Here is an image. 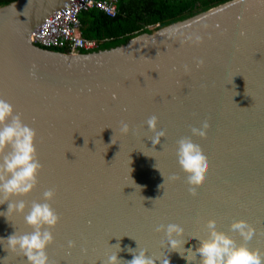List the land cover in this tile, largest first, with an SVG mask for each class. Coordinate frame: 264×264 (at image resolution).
<instances>
[{
    "label": "water",
    "instance_id": "obj_1",
    "mask_svg": "<svg viewBox=\"0 0 264 264\" xmlns=\"http://www.w3.org/2000/svg\"><path fill=\"white\" fill-rule=\"evenodd\" d=\"M65 1L0 5V98L36 130L43 165L37 186L11 197L27 207L0 216V238L31 232L24 215L53 188L49 203L60 220L51 229L48 264H103L117 243L123 260L132 259L127 246L144 249L155 264H199L196 237H207L209 218L237 243L243 241L230 221H248L256 234L247 244L264 258V0H227L120 45L74 55L28 37ZM197 35L199 44L189 39ZM152 115L157 131L166 132L155 146L146 124ZM205 119L206 138L192 136L190 126ZM184 136L209 162L195 196L177 163L176 141ZM172 174L179 178L170 180ZM169 223L184 229L174 236L181 241L175 249L155 231ZM0 264L27 262L5 240Z\"/></svg>",
    "mask_w": 264,
    "mask_h": 264
},
{
    "label": "clouds",
    "instance_id": "obj_2",
    "mask_svg": "<svg viewBox=\"0 0 264 264\" xmlns=\"http://www.w3.org/2000/svg\"><path fill=\"white\" fill-rule=\"evenodd\" d=\"M244 35L245 33L241 32V36ZM189 39L196 44L202 42V37L198 35L194 39L191 37ZM203 64L202 58L196 60L197 67H201ZM184 68L186 72L189 71L187 65ZM157 123L156 115H152L146 120L148 130L154 133L151 138L154 146L159 144L161 137L166 135L163 129L157 131ZM209 127L210 124L205 119L199 128L190 126V132L192 136L206 138ZM119 131L122 134H127L130 131L129 124L121 121ZM132 131L134 132V130ZM36 135V130L24 123L21 114L14 113L13 105L0 98V204L8 202L6 211L0 212V216L6 217V214L12 212L24 213L27 207L25 201L21 199L13 202L11 197L26 195L39 183L38 177L43 165L37 154ZM111 143L114 144L112 139ZM176 144L177 163L186 174L189 194L195 196L197 188L205 179L209 167L208 158L202 147L193 142L191 136L181 137L176 141ZM178 178L176 174L169 177L170 180ZM54 196L55 190L48 188L42 193V202H31L29 211L24 215L25 223L32 228L31 232L20 235L13 232L6 239L0 238V241H7L9 250L26 258L27 264H48L46 248L54 241L51 229L60 220V215L49 203ZM205 227L208 233L207 237L203 239L196 237L199 244L195 249L194 258L199 254V264H264V258L260 251L250 248L247 244L256 234V229L248 221L242 218L233 219L229 224V229L238 233L242 238L243 242L241 243H237L225 231L218 230L213 218L206 221ZM155 231L164 232L167 243L172 249L181 243L174 236L179 237L184 233L183 227L174 223L160 224L155 228ZM74 243L69 240L68 247H73ZM163 243L162 241V245ZM185 243L184 240L183 245ZM115 246L121 251L118 243ZM125 249L132 253L131 260L118 258V251L108 255L103 264H155L153 257L146 255L144 249L137 250V248L132 249L127 246ZM185 259L189 261L187 256ZM165 264H169V262L165 261Z\"/></svg>",
    "mask_w": 264,
    "mask_h": 264
},
{
    "label": "trees",
    "instance_id": "obj_3",
    "mask_svg": "<svg viewBox=\"0 0 264 264\" xmlns=\"http://www.w3.org/2000/svg\"><path fill=\"white\" fill-rule=\"evenodd\" d=\"M10 1L12 0H0V5ZM225 1L227 0H118L117 11L112 16L94 8L81 11L80 34L84 38L94 39L97 45L91 50H80L79 53L120 45L136 34L150 33Z\"/></svg>",
    "mask_w": 264,
    "mask_h": 264
},
{
    "label": "built area",
    "instance_id": "obj_4",
    "mask_svg": "<svg viewBox=\"0 0 264 264\" xmlns=\"http://www.w3.org/2000/svg\"><path fill=\"white\" fill-rule=\"evenodd\" d=\"M118 0H66L63 5L53 9L30 31V42L43 48L60 50L74 55L80 50L96 47L94 39H87L80 34L79 14L94 8L108 16L117 11Z\"/></svg>",
    "mask_w": 264,
    "mask_h": 264
},
{
    "label": "rangeland",
    "instance_id": "obj_5",
    "mask_svg": "<svg viewBox=\"0 0 264 264\" xmlns=\"http://www.w3.org/2000/svg\"><path fill=\"white\" fill-rule=\"evenodd\" d=\"M151 28V27H150Z\"/></svg>",
    "mask_w": 264,
    "mask_h": 264
}]
</instances>
